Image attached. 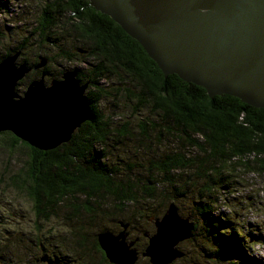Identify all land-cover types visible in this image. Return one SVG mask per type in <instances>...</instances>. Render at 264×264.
Wrapping results in <instances>:
<instances>
[{"label":"trees","instance_id":"1","mask_svg":"<svg viewBox=\"0 0 264 264\" xmlns=\"http://www.w3.org/2000/svg\"><path fill=\"white\" fill-rule=\"evenodd\" d=\"M0 9L9 13L3 1ZM38 9L26 32L40 50L55 51L44 57L47 61L77 64V79L88 83L90 117L68 143L48 152L31 149L20 186L33 202L34 236L39 222L58 218L61 212L72 220L73 244L80 249L86 228H100L93 224L97 216L152 234V223L173 205L193 226L184 247L193 250L196 264H261L264 259L251 257L249 250L255 242L264 244V229L245 237L236 224L240 213L234 211L229 218L216 212L218 204L223 211L234 207L235 197L228 199V194H235L246 176H264V110L228 95L209 98L202 87L176 75L164 77L140 45L88 0H44ZM37 77L38 71L31 72L20 86ZM122 106L125 114L118 112ZM0 135L18 142L8 132ZM186 205L195 216L182 210ZM106 230L104 223L99 232ZM53 238L38 240L45 245ZM38 240L31 252L34 261V250L49 251L38 247ZM93 247L101 252L95 241Z\"/></svg>","mask_w":264,"mask_h":264},{"label":"water","instance_id":"2","mask_svg":"<svg viewBox=\"0 0 264 264\" xmlns=\"http://www.w3.org/2000/svg\"><path fill=\"white\" fill-rule=\"evenodd\" d=\"M109 17L156 64L164 77L176 75L202 87L209 98L228 95L264 110V0H89ZM20 53L0 60V133L22 137L36 150H54L70 141L90 117V103L77 70L64 71L47 86L45 73L31 80L22 94L17 85L46 60L29 66ZM173 205L155 221L147 256L152 264L181 257L175 246L190 239L193 226ZM124 229L127 225H122ZM98 246L114 264H133L124 234L98 235Z\"/></svg>","mask_w":264,"mask_h":264},{"label":"rangeland","instance_id":"3","mask_svg":"<svg viewBox=\"0 0 264 264\" xmlns=\"http://www.w3.org/2000/svg\"><path fill=\"white\" fill-rule=\"evenodd\" d=\"M2 1L5 7L8 6L9 13L12 15L0 9V58L4 56L6 51L8 52L11 49H17L18 51H16V53H21L19 62L26 59L29 63L33 64L37 61L39 62L38 58L40 56L43 58L46 56L52 57L55 54L54 50H51L50 47L41 48L42 50H40L38 46L33 45L37 42L32 40V36H29L28 32H26L28 31L27 27L33 24L32 22L36 14L40 11L38 6L41 5V2L44 0H0V2ZM13 14L16 16H13ZM71 49L73 52L76 50L74 45ZM44 59L46 60L45 66L38 69L37 78L40 77L41 72H44V82L47 86H49V82L52 80L50 75L52 76L60 72L63 73L66 70H71V68L77 65L75 62L67 63L57 60V58L51 61H47V58ZM47 68L48 72L46 73ZM36 71L37 70H31L20 83H22L31 72L33 73ZM30 81L27 80L26 84L21 86L20 83L17 85L19 94H22ZM120 105H122V103ZM118 112L119 114H125L126 110L123 109L122 106ZM10 135L17 139L18 142L13 144V139L11 140L9 135H0V264H10L12 261L19 264H50L49 261H62L64 264H76L77 261H88L90 264H103L101 262L103 259L107 261L105 251L102 250L98 253L96 249L94 250L93 245L94 241L97 244L98 235L103 233L99 231L104 223L108 229L104 233H111L112 236L115 237L121 233L125 235L124 243L127 248L130 242H134L131 248H128V250H133L135 252L136 261L133 264H152L150 257L146 255V246L148 245L149 238L155 235L157 230L155 223H152L151 219L149 221L152 223L153 233L143 235L138 229L128 230V226L124 229L122 225L126 224L119 222L120 220H107L97 216L93 224L99 225L100 228H86L84 231L86 239L83 241V249L74 246L73 241L75 237L73 235L75 232L72 228V220H65L62 212L58 215V218H52L47 222H39L38 226H40L41 232L38 230V235L34 236L37 230L34 224L36 219L32 209L33 202L31 199H28L27 192L24 187L20 186V183L25 176L27 165L29 166V159L32 157L31 149L35 151L36 149L29 146L27 140L24 138L15 137L11 133ZM250 177L253 183L250 182ZM250 177L246 176L244 178L243 185L238 188L235 194H228V199L232 196L235 197L234 201H232L234 207L229 208L226 206L228 209L223 211L224 208H221L222 204H218L216 212V215L219 213H227L229 218L233 217L234 211L240 213V216L236 219V224L240 226V233L245 237H248L250 231L254 232L255 235L262 231L261 228L264 229V176H260L259 178L255 176ZM249 182L254 185L251 186ZM257 191H259V193ZM188 199L191 201L192 198ZM159 205H161V203H159ZM187 207L188 205L182 210L184 212L191 211L190 208L187 209ZM167 211L168 208L162 213L159 218L160 221L162 217L166 215ZM191 214L195 216L194 212ZM252 223L258 224L260 227H253V225H251ZM150 230L151 228L149 231ZM93 235H96L95 238ZM44 236H54V238L45 240V245H42L38 238H44ZM36 240H38V247H45L49 250H34V253L38 255V261H34L31 257V252ZM188 241L189 239L181 241L175 246L174 249L180 252L181 257H177L168 264H196V256L193 250L184 247ZM257 245L258 242H255L250 247L249 252L252 257H255V251H257L255 247ZM184 251L187 252L186 258ZM258 251L263 253L258 254L261 258V255H264L263 248H258ZM198 252L199 249L197 248V254ZM249 262L251 261H244V263ZM253 262L259 264L258 261ZM201 264L213 263L207 261V263ZM232 264H235V262H232ZM261 264H264V261H262Z\"/></svg>","mask_w":264,"mask_h":264},{"label":"clouds","instance_id":"4","mask_svg":"<svg viewBox=\"0 0 264 264\" xmlns=\"http://www.w3.org/2000/svg\"><path fill=\"white\" fill-rule=\"evenodd\" d=\"M263 248V252H264V244H259L258 243V245L255 247V250H257L258 251V248ZM257 251H255V257H253V258H256V259H260V260H262V259H264V255H261V258L258 256V254L260 253V254H263V253H261V252H257ZM252 257V256H251Z\"/></svg>","mask_w":264,"mask_h":264},{"label":"bare ground","instance_id":"5","mask_svg":"<svg viewBox=\"0 0 264 264\" xmlns=\"http://www.w3.org/2000/svg\"><path fill=\"white\" fill-rule=\"evenodd\" d=\"M89 1V0H88ZM89 3H90V1H89ZM91 6V5H90ZM83 57V56H82ZM45 70V69H44ZM108 263H109V261H108ZM137 264V263H136Z\"/></svg>","mask_w":264,"mask_h":264}]
</instances>
